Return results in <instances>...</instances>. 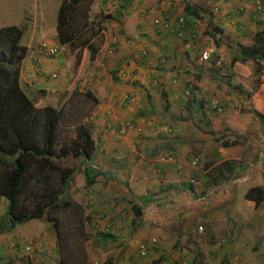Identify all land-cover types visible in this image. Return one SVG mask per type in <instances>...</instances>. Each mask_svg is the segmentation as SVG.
I'll return each instance as SVG.
<instances>
[{
  "label": "rangeland",
  "instance_id": "obj_1",
  "mask_svg": "<svg viewBox=\"0 0 264 264\" xmlns=\"http://www.w3.org/2000/svg\"><path fill=\"white\" fill-rule=\"evenodd\" d=\"M61 1L62 0H0V25L4 23L18 24L22 29L21 43L25 44L30 40L32 43L31 46L35 49L38 48L43 41L55 43L59 49L55 55L58 56V60L63 59V53L66 56L72 54L74 62L71 68L67 65V69L69 70L70 77L73 79L76 76V80L79 82L81 81L79 77L81 76L79 74L80 71L82 69L86 70L92 65L89 63V60L93 59L91 56H94V54L99 55L98 60L106 67L113 63L111 59L115 60V56L113 55L117 49L113 53L109 52L112 46V38L114 36H119V26L122 32H120V34L123 35L126 32L128 33L127 29L123 28L122 21L118 17L115 18V15L118 16L116 8L122 6L124 11L125 7H129L130 4L129 2L125 4V0H114V2L112 0H87V17L82 19L75 18L70 22V27L76 29L73 41L67 44H61L58 40L56 27H53L57 24L58 7ZM159 1L161 2L162 0H158V3ZM201 1L205 4V10L209 11V8L218 0ZM225 1L229 2V7L234 8L247 1L252 2L254 0ZM155 3H157V0ZM149 4L150 3L147 2L142 3V7L147 12L151 9ZM257 15L254 23L258 29H261L262 26L260 25V21L261 17H264V15L262 13ZM203 19L202 21L201 18V22H199L200 31L198 25L193 28L195 32L198 28L200 37L205 38L204 41L200 39V41L203 42L202 46H205L209 45L206 42L208 39H206L207 36L205 32H209L211 26L209 20L212 18L204 16ZM212 21L213 20H211V22ZM33 33H35L34 36L32 35ZM54 34H56V36ZM128 34H133V32H129ZM31 35L33 37H31ZM55 39L58 41L55 42ZM124 40L126 41V38ZM250 40L252 42L251 44L243 45L251 46L254 44L253 36H251ZM237 44L233 41L229 45L230 49L228 47V50L224 52L216 51L213 60L214 63L211 67L213 69L217 68L227 71L230 65L225 58L236 52L238 49ZM234 48L235 51H233ZM60 51L63 53H60ZM84 53L88 58L86 57L83 65L80 66L81 58ZM178 55L182 56L183 54L179 52ZM141 56H143V54ZM221 57L223 58L222 64L217 65L216 61ZM178 60H180V58L173 59L171 56L167 57L168 63L171 64L170 68H172L168 81L171 82V80L175 79L177 85L185 86V88L186 82L190 81L194 87L193 93L196 89V81L201 84H207L205 88L200 87L204 92L209 88L211 80L216 79L221 83H228L225 78H218L215 74L210 80L206 79L205 76L204 78L202 74L197 77V74L187 69V64L182 62V60ZM257 63L261 64V66H263L262 68H264L263 60H258L257 62L255 59L250 58L245 63H241L242 68L253 71V78L251 80L257 79L254 83L251 81V85H254L250 87L252 90H255L258 86V77H260V74H256ZM110 68L112 67L109 66V69ZM109 69H106V74L103 72L102 81H104V84L107 83V81H105L106 79H111L109 76L111 70ZM203 70L204 72L208 71L206 68H203ZM262 71L264 74V69ZM105 75L107 78L104 77ZM120 76H122L121 73ZM51 79L53 78L51 77ZM182 86L179 87L178 90V93L182 94L180 90L183 89V95H185L182 96V100H180L181 105L174 103V106L167 105L164 108L163 102L155 104L152 111H143L145 114L144 125L139 124V122L137 123L131 118L126 119L134 123L136 122L135 124L138 126L135 130H129L127 133L132 132L137 136H143V129L150 128L156 132V135L160 134L161 137L163 136L162 139L167 140L150 156V158L153 156L151 162L146 161L143 169L136 171L138 173L137 177L141 176L143 183L137 185L131 183V185H129L131 182L129 179V171L130 174L133 173L134 167L139 164L138 159L134 161V164L131 163L134 160L133 156L135 157V155H133V153H135L134 151H128V148L120 149L118 152L125 154V158L123 159L125 161L114 163L111 161L113 158L112 152L106 150L104 154L103 151L98 150L99 147H97V143H100V140H98L96 143L95 141L93 143L94 151L89 162H91L95 169L99 170L103 168L102 170L100 169L102 172L98 173L94 183L89 188H86L85 177L82 173L84 168L82 165L86 167V164L84 162L81 163L80 160L76 161L75 165L79 170L75 174L71 191L69 190L68 192L73 204L69 208L61 207L53 211L52 217L57 222L56 230L55 228L53 229L51 222L45 219H36V221L30 220L18 224L8 231L6 221H4L5 212L8 207V199L2 197L0 201V264H59L61 256L67 260V264H102L108 261L113 262V264H119V262L123 260L125 264H140L141 259L138 256L137 248L142 243L150 242L151 238H156L158 240L160 249L167 255V261L172 260L170 263L168 262V264L178 263L179 260L184 258L188 261V264H190L192 253L195 251L193 250L194 246L198 245L199 242H201V244H207L209 236L205 235L206 229L202 222L203 219L195 220L194 223L191 224L194 228L195 226H202V232L195 238L190 234L189 229H187L186 233H179V222L178 219H174V217L178 216L177 214H179L180 211L184 213L178 201L180 199L191 200L192 198L189 197L187 199L188 196L183 197V193L188 192L187 190L189 188H194V190L192 189L194 193L191 190L194 196H198L202 193L199 191L200 187L196 185L200 176L197 175V172H194V169L184 170L180 173L177 171L179 174L176 170L174 171V169H168L167 174H165L166 172L160 173L157 170V166L161 164V161H156L155 159L164 154H173L174 157L177 156L181 159H190L194 156H198V166H200V163L202 164V160H200L201 156L197 150H194L193 141L187 139L186 136H191L190 133L195 129V126L196 129L198 128L197 126L207 127L204 124V119L208 118V115L212 114L214 117L218 118V116H221V113L225 112L224 110L226 108H229L234 111L241 110L245 116H250L252 118L257 117L258 120L263 121L264 114H262L263 118L258 117L255 112L259 109L254 110L251 108L250 104L242 102L245 98H240L238 96H236V102L231 101L233 105L225 104L221 112L213 109L209 111L208 109L205 110L208 107L210 108L213 101L219 102L217 97H213L216 92L212 94L206 92V94L210 96L203 102L205 105L208 102L206 105L207 107L205 106L206 108L202 111H195V114L192 115L187 109V105L190 104V98L188 95L186 96L184 93L185 88H182ZM197 90H199L198 86ZM88 91L91 92L89 89H76L72 90L69 94L63 91V94L58 90H43L41 92L29 94L31 100L37 107L52 105L63 109V116L58 128L59 133L57 134L58 146L62 141L74 138L76 126L80 124L85 125L88 115L90 116L93 109H96L95 107H97L98 99L93 92L91 93L95 96L96 101L86 95ZM51 92L55 93L51 95ZM247 93L250 94L252 92L250 90ZM157 120L160 122L157 123ZM85 127L87 128L86 125ZM259 130L260 129H258V131ZM225 135H228V133ZM146 137L147 136H144L145 139ZM64 164L69 167L74 166L70 155ZM122 168L126 170L121 171ZM163 175L164 177L170 175V177L177 179V184H179V186L167 189L166 193L160 191V187L164 186L161 181ZM122 177H126L127 184L122 181ZM205 177L206 176H203V178ZM98 180L102 183L104 182L105 185ZM201 181L202 184H204L203 180ZM248 183L249 182L246 181L237 183L235 184L234 192L233 189H230V192L235 194L236 197L238 196L240 201H242L244 198L243 194L248 190ZM128 190L130 192H128ZM86 195L90 197L86 199ZM109 195H113V197ZM101 196H105L107 198L106 202L116 207L117 210L114 216L108 215V212L105 211V207H103L104 203H102L104 199H102ZM89 200L93 201L89 203ZM135 204L140 205L142 208L143 212L140 216L136 215L134 212L133 206ZM249 205L250 204L245 201L241 204L240 209L245 211L248 209ZM256 207H258L259 211L264 209V201ZM89 208L95 210L93 214H99L101 217H95L93 214L90 218L87 217ZM216 213L217 211L212 212L213 219ZM226 213L233 216L236 214L235 207L226 210ZM85 217H87V219H85ZM108 223L112 226L110 234L115 239L102 240V236L100 235L104 232L103 230ZM250 235L251 234H245L244 236L249 237ZM218 237H222L220 239L221 244L227 241L226 234ZM218 237L212 238L218 240ZM255 237L261 239L262 247L256 246V250L258 251H256L254 255L258 259V264H264V235H261V233L259 235L255 234V236H253L254 240ZM26 245H31L32 250H24ZM208 253L209 252H207V254ZM157 259V253L153 254L151 252L148 255V260L153 264H156L154 261ZM225 260L226 264H245L244 257H241L238 251L226 256ZM191 264H196V262H192Z\"/></svg>",
  "mask_w": 264,
  "mask_h": 264
},
{
  "label": "crops",
  "instance_id": "obj_2",
  "mask_svg": "<svg viewBox=\"0 0 264 264\" xmlns=\"http://www.w3.org/2000/svg\"><path fill=\"white\" fill-rule=\"evenodd\" d=\"M125 1V4L129 2L130 5L127 8L125 7L123 11L121 23L128 33L133 32V34H128L127 32L123 35L120 34L119 26V31L117 30L119 32V43L113 55L115 60L111 59L113 63L108 65V67L98 60V54H94L91 57L93 59L89 60L92 65L86 70L82 69L80 71L79 74L81 76L79 77L81 81L77 82L76 76L72 79L67 69V65L71 68L74 62L72 54L66 56L60 51V53H63L62 60H58V56L39 55L38 48H33L31 41L28 40L27 43L23 44L27 47V54L21 64L19 80L21 87L28 96L30 93H37L43 90H58L63 94L64 92L69 94L76 89H89L93 92L98 99V103L97 107H95L96 109H93L91 115L86 118L87 131L90 132L95 143L100 140V143H97L98 150L103 151L104 154L106 150L113 153L111 161L114 163L125 161L123 160L125 154L118 152L120 149L128 148V151L136 153H133L135 157L133 156L134 160L132 159L131 163L134 164V161L138 159L139 164L134 167L133 173L130 174L129 171V179L131 181L129 185L131 183L137 185L143 182L141 176L137 177L138 173L136 171L142 170L146 161L151 162L153 156L152 158L150 156L167 140L162 139L163 136L161 137L160 134L156 135V132L150 128L143 129V136H137L132 132L127 133L125 136H119L115 129H109L105 126V121L107 118H111L116 124L117 121L131 118L137 123L144 125L145 114L143 111H152L155 104L163 102L164 108L167 105L174 106V103L181 105L180 100L185 95H183V89L180 90L182 94L178 93L179 87L182 85H177L175 79L171 80V82L168 81L172 68H170L171 64L168 63L167 57L180 58L182 62L187 64V69L192 70V72L197 74V77L202 74L203 77L205 76L206 79L210 80L215 74L218 78H225L228 81L225 84L216 79L211 80L210 86L205 92L200 87L205 88L207 84H201L196 81V89L193 93L195 95L191 97L195 101L201 99V97L208 99L210 96L206 92L209 94L216 92L213 97L219 99L218 103L222 108L225 107V104L233 105L231 101L236 102V96H238L245 98L242 102L250 104L251 108L254 110L259 109L257 112L264 114V74L258 77V86L255 90H252L250 87L254 85H251V81L254 83L257 79L251 80L253 71L242 68V62L237 61L227 71H223L211 67L214 63L216 52L207 61L199 58L198 45L201 44L200 39H203V41L205 39L199 35V22H201L202 16L212 18L209 20V23H211L209 32H205L206 39H208L206 42L209 46H214L217 52L228 50L229 45L233 41L246 45L252 43L250 40L251 36L258 28L254 22L250 23L251 17L247 13V9L240 16L229 20L224 13L234 8L229 7V2L225 0H218L214 3L221 8L219 17L212 14V12L210 13L211 7L215 6L214 4L207 11L205 10V4L201 0H186L187 6L183 11L191 22L190 26H192L188 30L191 31L194 26L198 25L199 31L197 28L196 39L191 37L187 31L184 38L187 41H184V39H177L153 26V18L157 17L159 6L168 4L166 0L159 1V3L158 0L157 3H155L156 0ZM144 2L150 3L151 9L148 12L142 7ZM245 5L247 6V4ZM188 6L192 8H187ZM247 7L250 9V5ZM193 9L194 14L192 12ZM211 20L213 21L211 22ZM261 21L263 22L260 25L264 28V17ZM12 24L18 26L16 23H4L0 27ZM53 27H56V24ZM32 35L34 36L35 33ZM32 35L31 37H33ZM54 35L56 36V34ZM125 38L126 41L124 40ZM54 41L58 40L55 39ZM187 42H190L189 46ZM130 44H132L131 48ZM143 50H145V55L141 56L140 53ZM233 51H235V48ZM179 52L183 55L179 56ZM232 56L233 54L229 57L226 56L225 59L229 62ZM86 57L88 58L84 53L80 66L83 65ZM109 66L112 68L109 69ZM203 68L208 71L204 72ZM106 69L111 70L109 73L111 79H106L107 83L104 84L102 76L103 72L106 74ZM54 71L58 73V78L51 79L50 74ZM120 73L122 76H120ZM104 77L107 78L106 75ZM197 86L199 90H197ZM182 88H185V86H182ZM250 90L252 93L248 94L247 92ZM54 93L51 92L50 94L53 95ZM124 93H130L134 96L135 102L125 103L122 98ZM224 111L218 118L212 114L208 115V118L204 119V124L207 127L197 126L198 128L196 129L195 126V129L190 133L191 136H186L187 139L193 141L194 150H197L201 156L202 164L200 163V166L193 169L200 176L196 185L200 187L199 191L202 193L198 196L192 195L194 188H189L188 192L183 193V197L192 198L191 200L180 199L178 201L184 213L180 211L174 219H178L179 233H186L187 229H189L190 234L195 238L200 235L202 230H199L196 226L194 228L191 224L195 220L203 219L202 222L206 229L205 235L209 236V240L207 244H201V242L198 243L195 240L198 245L193 248L195 251L192 253L191 263L226 264V256L238 251L240 256L244 257L245 264H258V259L254 253L258 251L256 246L262 247L261 239L255 237L254 240L253 236L260 233L264 235V209L259 211L254 201L244 197L245 193L243 194V200L240 201V198L231 193L230 189H233L234 192L235 184L244 181H251V184L248 183L247 188L264 183L262 180L257 181L254 177L255 174H262L264 177V120L260 121L257 117L245 116L241 110L234 111L226 108ZM197 121L199 122L198 119ZM158 122L160 121L157 120ZM161 122L163 123L162 120ZM258 129L260 130L258 131ZM226 133L228 135H225ZM144 136H147L146 139ZM82 167L85 168L83 165ZM170 167L173 170L174 165ZM124 170L126 169H121V171ZM167 173L168 171L165 174ZM203 176L206 177L203 178ZM122 178V181L127 184L126 177ZM201 180H203L204 184H202ZM161 181L164 186L160 187V191L165 193L167 189L179 186L177 179L170 177V175L165 177L163 175ZM99 182L102 183L101 181ZM102 184L105 185L104 182ZM191 190L193 193H191ZM128 192L130 191L128 190ZM109 196L113 197V195ZM89 197L86 195V199ZM101 197L104 199L102 203H104L105 211L108 212V215L114 216L117 210L116 207L107 203L105 196ZM92 201L89 200V203ZM245 201L250 205L244 211L240 208ZM232 207H235L236 214L230 216L226 213V210ZM214 211H217V213L213 219L212 212ZM224 234L227 235V241L221 244L220 239L222 237L219 238L218 236H223ZM245 234L251 235L246 237L244 236ZM212 237H218L219 239L216 240ZM207 252L209 253L207 254Z\"/></svg>",
  "mask_w": 264,
  "mask_h": 264
},
{
  "label": "trees",
  "instance_id": "obj_3",
  "mask_svg": "<svg viewBox=\"0 0 264 264\" xmlns=\"http://www.w3.org/2000/svg\"><path fill=\"white\" fill-rule=\"evenodd\" d=\"M263 1H247L224 14L230 20L240 16L247 9L251 22H255L257 14L264 15V5H261V9L257 8L258 2ZM87 4V0L61 1L56 24L57 36L61 44L73 41L76 29L70 27V22L75 18L87 17ZM245 4L250 5V9ZM189 7L192 8L191 6L187 8ZM214 7L216 5L211 9ZM219 9L221 11L220 7ZM192 12L194 14V9ZM184 15L187 25L192 27L185 12ZM203 18L204 16L202 21ZM21 37L22 29L17 25L0 27V201L2 197L8 199L4 217L8 231L18 224L34 219H45L51 222L53 229L56 230L57 222L52 217L53 211L61 207L69 208L73 204L68 192L71 191L75 174L79 170L75 165L76 161L80 160L81 163L86 164L83 169L86 188L94 183L96 175L102 171L95 169L89 162L94 151V140L85 125L76 126L74 138L64 140L58 146L57 134L63 109L52 105L37 107L24 92L19 76L27 47L21 43ZM253 40L254 44L251 46L236 43L238 49L229 60L230 66L237 61L245 63L250 58L257 62L264 61V28L258 29L253 34ZM257 64L256 74L262 75L264 68L261 64ZM192 91L193 89L188 95L189 98L195 95ZM86 95L96 101L91 92H86ZM203 102H205L203 97L197 101L191 98L190 104L187 105L190 114L194 115L195 111L204 110ZM207 109L212 110L209 107ZM255 114L263 118L261 113L255 112ZM69 155L74 164L72 167L64 164ZM254 177L257 181L264 182L262 174H255ZM248 182L251 184V181ZM244 197L254 201L255 206H258L264 201V183L248 188ZM133 209L138 216L143 212L141 206L137 204ZM93 213L95 210L89 208L87 217L90 218ZM111 229L112 226L108 230H103L100 235L102 240L115 239L110 234ZM159 261L161 257L154 263L157 264ZM59 264H67V260L61 256ZM102 264H113V262ZM119 264H125L124 260Z\"/></svg>",
  "mask_w": 264,
  "mask_h": 264
},
{
  "label": "built area",
  "instance_id": "obj_4",
  "mask_svg": "<svg viewBox=\"0 0 264 264\" xmlns=\"http://www.w3.org/2000/svg\"><path fill=\"white\" fill-rule=\"evenodd\" d=\"M114 2V0H112ZM168 4L159 6L158 8V15L157 17L153 18V24L156 28H159L163 32L172 35L176 37L177 39L183 40L185 38L186 32L188 31V34L196 39V32L195 29L189 31V26L186 23L185 15H184V8L186 5V0H166ZM264 5V1L262 3L258 2L257 8L261 9V5ZM118 18L121 19L123 17V9L122 6H118L116 8ZM212 14H215L217 17L221 15V11L219 7H214L211 9ZM201 42V41H200ZM119 39L118 36H114L112 38V46L109 49L110 53H113L117 47H118ZM202 43L198 45V52L199 57L203 61H207L210 59L211 55L216 52V48L214 46L205 45L202 46ZM187 45H190V42H187ZM132 47V44H130V48ZM58 46L55 43H50L47 41L41 42L40 46L38 47V53L39 55L44 54L47 56H55L58 52ZM144 55L145 51H141L140 55ZM223 61V58H219L216 61L217 65H221ZM51 77L53 79L58 78V73L56 71L52 72ZM176 81V80H175ZM186 88L184 90V93L186 95H189L191 93V90L193 89V84L190 81L186 82ZM123 101L125 103H134L135 98L130 93H125L123 95ZM210 108H212L215 111L221 112L223 110L222 106L216 101H213ZM106 126L109 129H115L116 133L119 136L125 135L129 130H135L138 126L134 124L133 121L130 120H123L120 122H117L116 124L113 122L111 118H107L106 120ZM139 131V130H138ZM161 161V164L157 166V170L160 173H165L170 169V166L174 165V168L178 172H182L186 169H193L198 166L199 163V157L194 156L190 159H181L179 157H174L173 154L169 155H160L156 159V161ZM95 217H101L99 214H93ZM109 227H111V224H106L105 230H108ZM201 226L199 227V230H201ZM31 246H26V250H30ZM138 256L141 259L140 264H151V261L148 260V255L152 252L153 254L158 255V257H161V262L164 264H168L169 261H167V255L165 252H163L159 245L158 240L156 238H151L150 242L142 243L137 248ZM176 264H188V261L184 258L182 260H179Z\"/></svg>",
  "mask_w": 264,
  "mask_h": 264
},
{
  "label": "clouds",
  "instance_id": "obj_5",
  "mask_svg": "<svg viewBox=\"0 0 264 264\" xmlns=\"http://www.w3.org/2000/svg\"><path fill=\"white\" fill-rule=\"evenodd\" d=\"M115 17H117V16L115 15ZM120 20H122V19H120ZM199 227H200V226H198V229H199ZM201 227H202V226H201ZM201 230H202V228H201ZM26 246H28V245H26ZM26 246H25V247H26ZM29 246H31V245H29ZM25 247H24V250H26ZM31 247H32V246H31ZM31 250H32V248H31L30 250H26V251H31ZM159 258H160V257H158V259H159ZM171 261H172V260H169V263H170ZM176 263H177V262H175V263H173V264H176ZM151 264H152V263H151ZM157 264H163V263H162L161 261H159V262H157Z\"/></svg>",
  "mask_w": 264,
  "mask_h": 264
}]
</instances>
